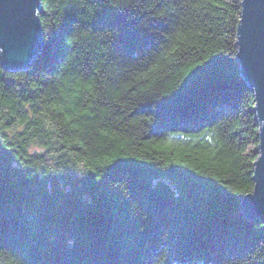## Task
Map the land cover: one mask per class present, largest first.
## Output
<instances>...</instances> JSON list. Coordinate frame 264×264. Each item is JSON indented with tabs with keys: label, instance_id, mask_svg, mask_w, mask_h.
<instances>
[{
	"label": "trees",
	"instance_id": "trees-1",
	"mask_svg": "<svg viewBox=\"0 0 264 264\" xmlns=\"http://www.w3.org/2000/svg\"><path fill=\"white\" fill-rule=\"evenodd\" d=\"M0 58V264H264L240 0H40ZM71 41V43H69Z\"/></svg>",
	"mask_w": 264,
	"mask_h": 264
},
{
	"label": "water",
	"instance_id": "water-1",
	"mask_svg": "<svg viewBox=\"0 0 264 264\" xmlns=\"http://www.w3.org/2000/svg\"><path fill=\"white\" fill-rule=\"evenodd\" d=\"M40 0H0V58L8 70L26 68L41 42L37 8ZM239 72L249 85L259 126L253 188L240 202L242 214L264 223V0H240L236 28Z\"/></svg>",
	"mask_w": 264,
	"mask_h": 264
},
{
	"label": "snow or ice",
	"instance_id": "snow-or-ice-1",
	"mask_svg": "<svg viewBox=\"0 0 264 264\" xmlns=\"http://www.w3.org/2000/svg\"><path fill=\"white\" fill-rule=\"evenodd\" d=\"M69 43H71V41H69ZM258 159H260L261 161H264V155H262V156L259 157Z\"/></svg>",
	"mask_w": 264,
	"mask_h": 264
}]
</instances>
